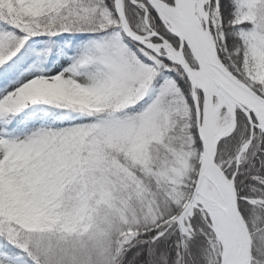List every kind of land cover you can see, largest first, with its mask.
I'll use <instances>...</instances> for the list:
<instances>
[{"label":"snow or ice","instance_id":"6c2138e0","mask_svg":"<svg viewBox=\"0 0 264 264\" xmlns=\"http://www.w3.org/2000/svg\"><path fill=\"white\" fill-rule=\"evenodd\" d=\"M0 264H264V0H0Z\"/></svg>","mask_w":264,"mask_h":264}]
</instances>
